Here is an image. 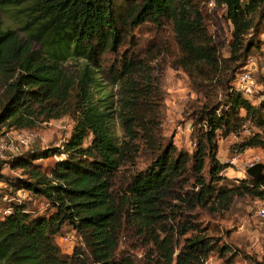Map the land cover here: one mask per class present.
I'll return each instance as SVG.
<instances>
[{"label": "trees", "instance_id": "16d2710c", "mask_svg": "<svg viewBox=\"0 0 264 264\" xmlns=\"http://www.w3.org/2000/svg\"><path fill=\"white\" fill-rule=\"evenodd\" d=\"M216 4L232 25L228 57L193 0H0V9L22 7L26 15L18 30L0 19V130L67 114L74 121L61 146L0 159V179L12 192L42 197L53 209L33 219L27 202L12 203L0 218V264H204L213 254L235 264L237 252L201 218L221 214L236 196L264 197V168L257 178L230 179L216 156L219 137L245 124L264 131V99L254 106L231 91L252 49H261L254 34L245 36L260 25L264 0ZM140 27L151 35L139 38ZM161 53L203 98L184 113L192 151L163 132L160 78L150 70ZM68 60L81 63L73 74ZM236 146L264 149V138L253 133ZM51 156L59 158L44 172L37 161ZM6 164L23 175L3 174ZM63 227L77 240L70 253L56 242ZM252 263L264 264V256Z\"/></svg>", "mask_w": 264, "mask_h": 264}, {"label": "rangeland", "instance_id": "374dc122", "mask_svg": "<svg viewBox=\"0 0 264 264\" xmlns=\"http://www.w3.org/2000/svg\"><path fill=\"white\" fill-rule=\"evenodd\" d=\"M208 0H193L196 7L200 8L202 15L205 18L209 32L217 45L220 56L228 57L231 42L232 25L225 19V10L218 5L213 9L207 6ZM22 7H9L0 9V19L4 27H10L18 30L19 24L25 19L26 15L21 10ZM259 18H254V22L259 21ZM249 29L245 40L254 34L255 40L260 42V50L252 49L250 57H254L256 71L254 76L257 84V92L253 97L248 99L252 105L256 106L263 101L260 97L264 91V77L260 76L263 73L264 64V15L257 29L253 32ZM139 38H147L151 34L148 33V27H140L135 31ZM80 62L68 60L65 63V68L69 73H74L80 66ZM150 70L153 76L160 78V88L163 95L165 105L163 118V132L166 136H171L174 144L179 149L192 151L195 148V140L191 137L192 118H185L184 113L189 109V103L202 101V96L195 93L190 88V78L187 72L179 68L171 56L167 53L159 54L154 61L150 63ZM240 70V69H239ZM238 71V70H237ZM235 76V75H234ZM96 85L91 86V90L95 93ZM100 88L97 86V89ZM104 90H108L109 86H103ZM115 90V88H114ZM96 95L93 97L95 99ZM241 115H245V111H241ZM74 121L72 115H65L59 119H53L45 122H39L31 129H25L32 133L34 142L27 146H18L15 150L5 151L4 156L0 159H8L10 154L24 153L31 148H51L52 146H61L72 133ZM260 133L264 138V131H261L256 126L245 124L239 134H230L226 138L218 139L217 158L227 164L223 175L230 179H244L251 177L246 173V169L250 165L256 163L264 164V149L260 147L246 148L239 150L236 146L241 141L252 136L253 133ZM14 135V132L6 131L1 127L0 137L6 140L7 137ZM115 135H122L118 124H115ZM219 136V131H218ZM59 157H48L37 161L40 168L44 172H49ZM142 163H139V167ZM3 174L21 176L22 169L12 168L9 164L1 167ZM16 192L12 190L0 179V218L5 214L6 210H10L13 196L16 197ZM7 195L8 199H4ZM28 211L31 218L38 219L46 216L53 211L46 200L42 197H31L26 201ZM264 203V197L244 194L236 196L228 208L222 211L216 217L204 215L201 219L204 223H208L210 227L215 228L216 236L221 243L231 246L232 251L237 252L235 264H253V259L261 260L264 256V220L256 215V207ZM74 234L70 227H63L62 236ZM56 242L59 244L58 240ZM75 239L71 243L60 245L65 253H70L76 244ZM204 264H223V259L217 254L211 255Z\"/></svg>", "mask_w": 264, "mask_h": 264}, {"label": "built area", "instance_id": "2783aa9c", "mask_svg": "<svg viewBox=\"0 0 264 264\" xmlns=\"http://www.w3.org/2000/svg\"><path fill=\"white\" fill-rule=\"evenodd\" d=\"M240 1L243 3L245 0H240ZM207 6L210 9H213L214 7L217 6L216 0H208ZM255 66L256 64L254 62V57H248L244 67L241 69V71L236 73L235 78L232 81L231 91L238 92L246 99H250L251 97L254 96V94L257 92V84H256L257 81L254 76V72L257 70ZM263 73H264V64H263ZM260 99H264V93L260 97ZM12 132H14V135H12L11 137H7L6 140L0 137V157L4 156L5 151L15 150L17 149L16 147L18 146L27 147L34 142V137L32 133L28 131L25 130L10 131V133ZM16 193H17L16 197L13 196L12 198H10V201L13 199L15 200V202H24L28 198H30L29 192L25 190H18L16 191ZM4 199L5 200L8 199L7 195H4ZM8 212L9 209L5 211V213ZM256 215L264 220V203H261L256 207ZM57 240L59 242V245H63L65 243L73 242L75 240V236L74 234H68L65 236L59 235L57 237ZM205 262H207V260Z\"/></svg>", "mask_w": 264, "mask_h": 264}, {"label": "water", "instance_id": "95a60500", "mask_svg": "<svg viewBox=\"0 0 264 264\" xmlns=\"http://www.w3.org/2000/svg\"><path fill=\"white\" fill-rule=\"evenodd\" d=\"M264 168L263 163H256L246 169V173L252 178H257L261 175L262 170Z\"/></svg>", "mask_w": 264, "mask_h": 264}]
</instances>
